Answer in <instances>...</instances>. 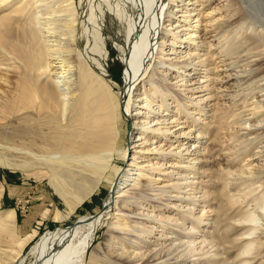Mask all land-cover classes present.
<instances>
[{
	"label": "bare ground",
	"instance_id": "1",
	"mask_svg": "<svg viewBox=\"0 0 264 264\" xmlns=\"http://www.w3.org/2000/svg\"><path fill=\"white\" fill-rule=\"evenodd\" d=\"M106 1L108 5L111 4ZM179 1L183 0H129L130 7L126 6L127 3L122 5L121 1L117 2L114 12L125 24L123 60L126 63L123 89L118 95L113 92L114 85L105 77L109 71L104 63L108 51L103 31H97L91 48L99 52L100 57L89 56L90 54L84 51L88 49L91 39L84 21L80 20L76 0H30V2L28 0L22 11H4L0 19V124H9L10 120L16 119L21 138V147L18 151L24 152L25 155L18 161H11V158L0 155V165L21 168L36 178H48L51 186L70 208L67 212L68 216L91 198L97 190H101V186H108L110 191L104 206L98 208L96 214L80 217L75 225L46 230L42 234L35 229L24 237L17 236V239L14 238L18 225L15 219L16 211L0 209V264H23L26 257L25 250L33 243L30 253L34 259L31 264H98V260L93 255L88 262H85V256L94 243L101 225L107 221L111 213L113 220L108 226L105 246H103V250L107 252L106 256L111 258L109 261L111 264H114L113 261H118L119 264H171L186 259L189 253L199 254L202 250V246L197 247L193 240L188 243L185 251L179 249L180 245L173 246V243L170 247H166L167 240L171 237L167 231L157 236L156 230L151 238H147L156 227L155 222L150 224L152 229L147 230L143 225L142 217L123 219L127 215V205L131 202L126 199L130 196L129 186L137 189L142 183H154L157 179L156 171L163 166L162 161H153L149 158V154H145L158 151L162 146L158 144L147 147L144 151L137 149L146 143L158 142L155 138H147L138 133L148 130V134H154L156 131L161 132V136L166 134L161 125L169 119L165 117L169 104L164 100L158 104V113L161 115L157 116L153 124L151 122L154 119H150L148 115L154 108L151 95L163 96L171 89L168 82L157 84L155 77L157 71L164 76L165 81H168V75L171 74L169 71L180 67L183 69L184 82H187L190 73L186 74L185 71L188 70L187 66L192 63L193 58H198L197 62L204 66L221 51L233 55L236 50L246 47L247 50L254 51L250 56L251 60L245 65L244 71L242 70L243 73L258 78L255 82L264 80V0H238V2L231 0L228 5L235 6V11H248L255 19L256 33L250 32L252 34L245 36L243 34L245 26L235 25L233 29V34L236 32L235 38L224 46V42L222 44L224 39L221 38L224 34H221V31L212 34L211 30L204 27L203 33L192 34L187 38L188 41H182L188 42V45L196 43L195 50L192 52L186 50L185 55L173 61L172 53L165 55L164 51L167 46L172 50L175 49L174 44L178 42L176 40L178 35L175 30L166 28L165 18L176 14L175 11H181L176 8L180 6L176 4ZM205 1L209 0H194L192 4L199 3L195 5L194 10L197 6L204 5ZM202 11H206L204 7L199 13ZM183 16L185 21H188L189 16ZM233 19L226 26L233 27L239 21ZM186 25L188 24L183 23L182 30L188 29ZM245 25L247 27V24ZM177 27L175 25L174 29ZM163 32L171 33L175 37L174 40L171 39L170 42L163 36L160 41ZM197 38L201 39L196 41ZM215 40L217 42H212ZM214 44L223 46L221 45L220 51L211 53L210 47ZM201 50L207 51L202 53ZM187 55L188 58H185ZM236 60H230V63L226 64H236ZM165 65L166 72L165 69L157 70L158 67ZM147 75H149L148 83L154 88L144 89L135 98V90L142 81L146 80ZM230 76H233V72H229L225 78ZM241 76L234 77L240 82L243 79ZM217 79L219 80L218 77ZM258 87V92L252 96L256 99L251 104H247L248 98H245L242 103L244 107L226 108L220 105L216 107L213 119L207 122V126L212 122L216 124L214 129L216 132L212 135L213 131H207L209 135L206 134V141L211 139V143H217L218 151L229 145L225 144L221 132L232 116H239L241 120L244 115L249 114L261 113L264 116V83L259 84ZM255 89L256 86L253 84L244 88L250 94ZM136 100L138 102L135 104ZM141 102L148 110L147 113L140 109L141 106L136 110L133 109V106L141 105ZM178 102L181 103L180 100ZM253 103L255 104L250 107L249 105ZM125 113H132L130 115L134 119V128L137 129L135 135L130 136L129 147L125 145L127 138L125 130H122L120 125L126 121ZM141 113H145L146 118L142 119L143 117L139 115ZM188 114L190 115V112ZM257 122L259 125L253 129L244 123L240 125L238 131L247 130L243 136L255 134L251 139L260 138L264 133V119L258 118ZM186 133L181 131L180 135ZM238 139V135L230 138L232 142ZM182 147L181 144H176L168 150L163 148L161 155H172L175 149L181 150ZM215 147L216 145L210 144V149L205 150V153L201 151V156ZM245 151L247 152V149ZM263 152L264 146L257 149L253 155ZM137 153L140 154L136 155ZM119 158L126 161L125 167L118 165ZM204 159L201 161L209 160ZM252 167L255 168L254 172L261 169L259 164ZM3 188L0 182V204ZM112 190L116 193L113 197ZM233 195L228 193L233 200H237L238 197ZM144 216L163 221L162 216L156 214L145 213ZM64 217L65 215L60 211L56 212V219ZM175 220L173 216H168L164 221L175 224ZM252 220V216L246 213L239 217L240 224ZM260 226H245L247 230L243 236L264 229V222ZM261 237L264 238L260 235L259 238ZM259 238H251L242 243L243 254L252 253L254 242L260 247L264 246V241Z\"/></svg>",
	"mask_w": 264,
	"mask_h": 264
},
{
	"label": "rangeland",
	"instance_id": "2",
	"mask_svg": "<svg viewBox=\"0 0 264 264\" xmlns=\"http://www.w3.org/2000/svg\"><path fill=\"white\" fill-rule=\"evenodd\" d=\"M120 1L123 3L122 5L127 3V7L131 6L129 0H119V2L117 0H110L109 2L108 0V3H111L109 4L110 7H108L109 5L106 0H76L77 11H79L81 16L80 20L84 21V24L88 28V36L91 39L90 44L88 43V49L84 51L93 57L94 55L97 57L100 54L95 50H91V48L94 45V37H96L97 31H103L108 51L104 63L109 71L105 77L114 85L113 92L117 95L123 89L126 68V63L123 60L125 24L122 18L120 19L114 12L117 2L120 3ZM183 1L176 3L180 5L176 8L181 11H175L177 12L176 14L165 18L166 28L175 30L178 35L176 37L178 42L174 44L175 49L172 50L170 46H167L164 51V54L172 53V57H174L173 61L179 60V56L185 55L186 50L190 52L195 50L196 46L194 44L196 43L188 45V42L183 43L182 41H188L187 38L192 34L203 33L204 27L211 30L212 34L221 31V34H224V36L221 35L222 40L224 39L222 41V44L224 42V46L235 38L234 34L236 32L233 34L235 25L237 27L240 24L245 26L243 32L245 36L252 34L250 32L256 33L257 25L253 16L248 11H235V6H228L231 0L205 1L204 5L197 6L195 10L194 7L196 4H199L198 2L192 4L194 0ZM27 4L28 0H0V19L4 11H22ZM238 5L240 6V3ZM203 7L206 11L199 13ZM187 9L188 11H186ZM190 9L193 10L190 11ZM183 15L189 16L187 17L188 21H185L186 19ZM231 18L239 21L233 27H228L226 25L231 22ZM183 23L188 24L186 25L188 29L182 30L184 28H182ZM245 24H247V27ZM172 25L174 27L177 25L178 27L174 29ZM229 31L230 33H228ZM163 36L167 40H170V42L171 39L174 40L175 38L171 33L163 32L160 41H162ZM200 39L197 38L196 41ZM222 44H214L210 47L211 53L220 51L223 46ZM241 48L236 50L238 52H233V55L232 53L230 55L225 51H221L212 57L208 62L209 65L208 63L204 66L200 65V62H197L198 58H193L192 63L187 66L188 70L185 71L186 74L190 73L187 76L188 83L184 82L183 69L180 67L169 71L171 74L168 75V81H165L164 76L159 71L155 75L157 84L168 82L167 84L170 86L171 91L168 90V93L163 96L157 94L151 95L154 108L148 115L150 119H154L151 122L153 124L157 116L161 115L158 113V104L162 100L169 104L168 113L165 115L169 119L161 125L166 134L161 136V132L158 131L154 132V134H148L147 129L144 132L139 131L138 135L155 138L158 142L153 144L146 143V145L137 147V149L144 151L147 147L158 146V144L162 146V149L167 150L176 144H181L183 147L181 150L175 149L172 155H163L164 157L161 155L162 149L153 153H145L149 154V158L153 161H162L161 164L163 166L156 171L157 179L154 183H142L137 189L129 186L128 195L130 196L126 197V199L131 200V202L127 205V215L123 219L142 217L143 225L147 227V230L152 229L150 224L155 222L156 227L153 228V232L147 238H151L156 230L158 231L157 236L167 231L171 237L170 240H167L166 247H170L173 243V246L180 245L179 249L185 251V249L187 250L188 243L192 240L197 247L202 246L199 254L197 252L189 253L186 259H180L171 264H244L246 261H249L248 264H264V246L260 247L258 243L254 242L252 253L250 252L249 254H243L241 248V244L247 240L251 238L257 239L260 235L264 236V234H259L260 232H264V229L256 230L251 235L243 236L247 230L245 226H260L264 222V152L263 154L253 155L257 149L264 146V133H262L260 138L251 139L255 134L243 136L247 130L238 131L240 125L244 123L252 129L257 127L259 125L257 119L263 120L264 116L261 113L249 114L244 115L242 120L239 116H232L228 125L222 129L224 134L221 132L222 139L226 142L225 144L229 145L221 151L216 149L218 148L217 143H211V139L206 141V134L209 135L207 131H213L212 135L216 132L214 131L216 127L214 122L210 126H207V122L214 117L216 107L218 105L226 108L242 107V103H244L243 99L245 98H248L247 104H251L256 99V97L252 96L258 92V85L264 83V80L255 82L258 78H254L251 75L247 76V73H243V69L251 60L250 56L254 50H247L246 47ZM203 51L207 50H201L202 53ZM224 56L228 58L226 57L225 59ZM185 58H188V55ZM230 60H236V64L227 65L226 63H230ZM228 66L231 69H228ZM232 66L235 67L233 68ZM166 67V65L161 66L157 70L165 69L166 72ZM229 72H233V76L225 78ZM149 75L135 90V98L144 89L154 88L147 81ZM237 75H242V81L238 82L239 80L235 78ZM206 84L209 86H206ZM250 84L256 86V89L251 94L247 90H244ZM136 102L138 100L135 101V104ZM140 104L133 106V109L136 110L138 106H141L140 109L147 113L146 107L143 106L142 102ZM254 104L249 106L251 107ZM188 112H190V115ZM130 114L132 113H125L126 121L123 125L120 123L122 130H125V137L127 138L125 145L128 147L131 146L129 141L131 134L135 135L137 132V129L134 128V119ZM139 115L143 117L142 119L146 118L144 117L145 113ZM15 121L16 119H12L9 121V124H0V155L11 158V161H18L25 155L24 152L18 151V148L21 147V138L19 137V129ZM5 125L8 126L5 127ZM212 125L214 126L212 127ZM181 131H186L187 133L180 135ZM233 135H238L239 141L233 140L235 142H232L230 138ZM249 137L250 139H248ZM210 144L216 145L215 149L210 150V152L206 151L207 153L204 154L205 150L210 149ZM245 149H247V152ZM175 151H180L181 153H176ZM201 151L204 152L202 156ZM222 152L225 155L221 154ZM139 154L137 153L136 155ZM250 157L251 159L249 160ZM203 158H205L204 160H209L201 161ZM117 161L118 165L126 166L125 160L119 158ZM255 164H259L261 168L257 169L259 175H257V172H254L255 168L252 167ZM0 182L4 187L0 209H14L16 211L15 219L18 221L16 232L14 233V238L16 239L17 236L24 237L35 229L38 233L42 234L46 230L69 227L84 215L96 214L97 209L103 206L110 191L108 186H101V190H97L91 198H88L75 212L68 216L67 212L70 208L66 206L65 200L51 186L48 178H36V176L25 172L21 168H10L0 165ZM228 193L234 194L233 196L238 197V199L233 200V197L228 196ZM115 195L116 193L113 191V195L111 193V196ZM57 211H60L65 217L56 219L55 215ZM145 213L162 216L163 221L150 217L146 218L144 216ZM245 213L252 216L253 220L251 222L243 221L244 223L240 224L239 217L244 216ZM168 216L176 218L175 224L164 221L168 219ZM112 220L111 213L105 222L106 224L101 225L97 232L96 239L85 256V262H88L91 259V255H93L98 260V264H111L109 262L111 258L106 256L107 252L103 250V246H105L106 232ZM259 239L264 241L263 237ZM147 242L150 243L149 241ZM33 245L34 243L26 248V257L23 264L32 263L34 257L30 253V250ZM112 263L119 264L118 261H113Z\"/></svg>",
	"mask_w": 264,
	"mask_h": 264
},
{
	"label": "water",
	"instance_id": "3",
	"mask_svg": "<svg viewBox=\"0 0 264 264\" xmlns=\"http://www.w3.org/2000/svg\"><path fill=\"white\" fill-rule=\"evenodd\" d=\"M111 193H112V195H113V190L111 191ZM105 204V203H104ZM104 204H103V206H104ZM80 220V218L73 224V225H75L76 223H78V221ZM73 225H70V226H73ZM68 227V226H67Z\"/></svg>",
	"mask_w": 264,
	"mask_h": 264
}]
</instances>
